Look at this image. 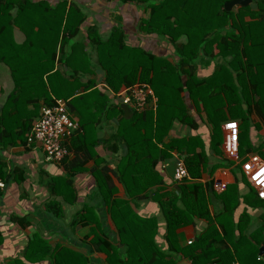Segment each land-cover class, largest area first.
Returning a JSON list of instances; mask_svg holds the SVG:
<instances>
[{"label": "trees", "instance_id": "16d2710c", "mask_svg": "<svg viewBox=\"0 0 264 264\" xmlns=\"http://www.w3.org/2000/svg\"><path fill=\"white\" fill-rule=\"evenodd\" d=\"M118 1L142 5L145 11L139 29L174 45L178 60L172 62L131 48L119 30L118 37L96 40L95 65L86 51V40L78 39L87 20L79 4L69 0L56 4L46 0H0V61L9 67L14 82L0 113V148L26 144L41 107L61 99L52 92L63 94V100L80 121L65 143L73 157L65 160L67 156L62 162L68 175L60 185L71 189L72 177L83 172L91 159L95 160V196L117 228L112 240L100 235L91 242L95 250L106 254L107 264H176L178 253L192 264H264V254L260 255L264 246V199L254 191L253 198L247 200L233 183L221 193L213 191L221 204L218 208L209 195L213 182L200 181L207 169L223 166V159L238 167V179L246 178L240 165L222 152V123H239L240 156L244 151L245 124L264 129V0L255 1L256 8L249 4L231 11L225 8V2L231 0ZM15 27L25 36L22 42L15 40ZM67 46L70 52L65 51ZM204 61L215 62L216 69L207 78H200L195 72ZM95 68L104 72L105 83L114 93L106 87H96L92 78H78L94 74ZM54 80H58L55 90ZM136 84H146L153 90L156 105L141 111L132 108L133 116L128 119L118 93ZM185 94L196 103L202 102V120L207 119L213 126L210 146L221 158L213 164L210 159L215 156L208 153L199 136L164 141L175 120H190ZM93 106L101 108L100 114L118 120L115 134L105 144L112 153L121 146L124 149L115 168L103 165L106 162L102 157H92L96 154L97 136L89 132L87 124L92 122L89 114ZM261 138L255 151L247 153H258L264 159V135ZM175 153L185 156L192 180L177 182L173 189L165 190L157 166ZM112 174L123 184L127 198L118 196ZM0 178L8 182L3 168ZM157 185V190H152ZM149 195L162 207L166 249L155 240L156 219L143 217L132 207V202ZM211 205L215 207L213 212ZM255 208L260 209L256 217ZM49 209L60 215L57 202H51ZM90 210L85 207L78 213L81 223L92 221ZM197 219H205L206 227L192 243L180 247L178 230ZM39 244L37 251L26 252L27 259L34 253H43ZM53 253L56 264H89L88 258L75 251L58 248Z\"/></svg>", "mask_w": 264, "mask_h": 264}, {"label": "crops", "instance_id": "0c3cea01", "mask_svg": "<svg viewBox=\"0 0 264 264\" xmlns=\"http://www.w3.org/2000/svg\"><path fill=\"white\" fill-rule=\"evenodd\" d=\"M46 1L56 4L59 0ZM69 1L79 4L87 14V20L81 28V36L78 39L86 40V51L90 52V58L95 65L98 63L96 40H108L111 37H118L119 30L123 33L124 41L131 48L142 49L172 62L178 60L174 45L158 35L149 34L139 29L138 26L145 11L142 5L135 2L120 3L118 0ZM252 5L255 8L257 6L255 1ZM13 34L17 42H22L25 38L18 27L13 29ZM89 35L90 38H88ZM65 51L70 52L71 47L67 46ZM215 69V62L208 64L207 61H204L199 64L195 73L200 78H207ZM90 78L96 81V87H106L111 93H114L106 85L102 70L95 68L94 74H84L81 80L86 81ZM13 88L14 82L10 69L4 62L0 61V113ZM156 100L157 98L153 97L148 108H154ZM185 102L188 109L187 116L190 118L189 123L175 120L168 135L164 137V141L199 136L203 139L208 153L215 156L211 157V164H213V161H219L221 158L218 155L216 157L210 146L213 126L208 124V120L207 122L203 121L201 117V111H204L202 102H194L188 94H185ZM91 109L92 113L89 115L92 122L87 124V128L92 135L97 136L94 149L96 154L92 157H102L106 162L103 165L115 168L119 157L124 154V149L121 146L118 152L112 153L107 149L108 145L105 147V144L115 134L118 120L108 114H100L101 108L97 110L93 106ZM124 109V116L130 119L134 110L131 107ZM68 112L79 124V116L69 106ZM203 116L205 118V113H203ZM252 117L255 121L259 120L256 114H253ZM223 124H221L222 152L224 144ZM257 131L253 127L255 145L261 142L263 136H258ZM119 143L122 144V142ZM72 157L73 154L70 152L65 160ZM95 166V160L91 159L85 165L83 172H79L72 177V186L71 189H68L60 185L62 179H65L68 175L64 166L62 163L46 161L44 151L40 146H29L26 143L0 148V168H3L4 173L8 176L7 188L0 194V264H56L53 252L58 248L84 255L89 259V264H107L106 254L95 250L91 242L100 235L110 237L108 239L112 240L116 237L117 228L109 214L106 213L107 208L95 196L97 181L92 171ZM157 167L165 182L164 185H166V187L163 186L164 189H173L177 183L174 179L175 156L160 162ZM234 167L219 166L213 171L207 169L200 179L204 184L213 182V185L209 188V195L218 208L221 207V204H218L216 198L213 197V191L221 193L228 185L237 184L238 178L232 173ZM112 179L118 196L127 198L123 184L114 174H112ZM239 180L242 182V177ZM220 183L226 185L223 191L216 190V185ZM159 186L153 187L152 190H157ZM238 188L242 189L240 186ZM239 191L242 193L240 189ZM51 202L59 204L60 215L55 214L54 209H49ZM85 207L91 208L89 220L92 221L81 223V219L77 216L79 212L84 211ZM132 207L141 216L156 219L158 232L155 240L163 249H166V224L160 203L149 195L132 202ZM214 210L215 207L211 205V211ZM259 210V208H255V217L259 214L257 213ZM27 224L29 226H26ZM206 225L207 221L205 219H197L194 224L180 228L177 232L180 247H185L189 245L190 240L197 239V236L204 230ZM257 226L258 224L253 229ZM38 244L43 249V253H34L30 256V259H27L26 252L30 250L33 253ZM40 254H42V258H39ZM175 260L176 264H192V261L182 253L176 254Z\"/></svg>", "mask_w": 264, "mask_h": 264}, {"label": "built area", "instance_id": "2783aa9c", "mask_svg": "<svg viewBox=\"0 0 264 264\" xmlns=\"http://www.w3.org/2000/svg\"><path fill=\"white\" fill-rule=\"evenodd\" d=\"M264 17V15H263ZM153 90L146 84L134 85L124 88L118 93L124 105H128L138 111L147 108L153 97ZM78 123L70 116L67 102L56 99L54 105H43L40 115L36 119L27 135V145H38L44 151L45 159L49 162L62 163L70 155L66 141ZM224 144L223 154L227 159L240 165L251 188L258 197L264 199V159L255 152L247 153L243 158L240 156V126L237 121H228L223 124ZM174 179L176 182L192 180L185 163V156L175 153ZM225 183L216 185V190L223 191ZM7 188V183L0 178V194ZM193 240L189 241V244Z\"/></svg>", "mask_w": 264, "mask_h": 264}, {"label": "rangeland", "instance_id": "374dc122", "mask_svg": "<svg viewBox=\"0 0 264 264\" xmlns=\"http://www.w3.org/2000/svg\"><path fill=\"white\" fill-rule=\"evenodd\" d=\"M82 75H78V78L81 79ZM57 84H58V80H54L52 82V88L55 90L57 88ZM54 92V91H53ZM52 94H56L57 97L60 95L61 99H65V95L63 94H60V93H56V91ZM59 98V97H58ZM206 122H207V119H206ZM209 122V121H208ZM244 136H243V141H244V151L243 153L241 154L242 157H244L246 154H247V151L248 150H251V151H255V143H254V137H253V127L251 126V124H245L244 126ZM218 132V130H217ZM222 135V131H219ZM262 133V134H261ZM257 135L258 136H262L264 135V130H258L257 131ZM224 161V165L222 167H231L233 166L232 164H229L228 161H226V159H223ZM234 163V162H233ZM237 171H238V167H234L233 170H232V173L236 176L237 175ZM242 182H240V180L238 179V182H237V185L238 187H242L239 188L241 191H242V195L247 199V200H251L254 196V190L251 188L250 184L247 182L246 178H242L241 180ZM240 182V183H239Z\"/></svg>", "mask_w": 264, "mask_h": 264}, {"label": "water", "instance_id": "95a60500", "mask_svg": "<svg viewBox=\"0 0 264 264\" xmlns=\"http://www.w3.org/2000/svg\"><path fill=\"white\" fill-rule=\"evenodd\" d=\"M254 1L257 0H231V1H227L225 2V8L227 11H231L233 8L237 7V6H247L249 4H252ZM124 108H128V105H123ZM264 252V246L261 247L260 249V255H262Z\"/></svg>", "mask_w": 264, "mask_h": 264}]
</instances>
